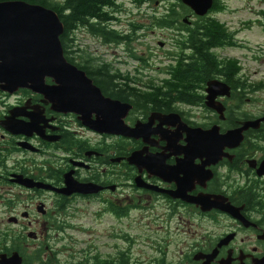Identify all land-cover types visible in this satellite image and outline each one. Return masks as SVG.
I'll return each instance as SVG.
<instances>
[{"label":"flooded vegetation","instance_id":"af4514ba","mask_svg":"<svg viewBox=\"0 0 264 264\" xmlns=\"http://www.w3.org/2000/svg\"><path fill=\"white\" fill-rule=\"evenodd\" d=\"M123 11L117 4L106 10L110 21L105 28L115 36H99L96 25L92 29L78 26L67 33L64 27L61 44L66 60L85 72L106 99L117 102L104 111L109 119L120 117L124 124L101 132L87 124L98 119L93 104L91 109L82 104L77 113L32 86L14 90L0 86V206L7 211V223L22 231L20 237H11L4 232L1 217L0 258L18 253L22 264L33 263L35 252L29 250H34L39 238L29 239L28 233L65 229L68 225L62 217L71 216L77 203H86L96 217L121 221L133 212H144L154 214L170 229L174 227V231L144 234L139 260L134 259L135 245H131L118 251L115 261L107 251L115 235L97 234L99 247L92 250L93 264H121L123 260L126 264H264V176L257 172L264 160V123L259 130L246 131L239 147L225 148L214 156L203 140L207 132L218 130L225 135L244 121L260 118L245 120L242 115L247 89L253 88L243 81L242 69L234 75L232 69L223 66L231 60L220 56L222 46L210 51L219 67L209 76L201 67L193 68L196 72L188 78L189 85L184 84V78L177 75L179 65H195L197 54L193 48L181 51L180 41H189L192 34L202 38L207 32L201 25L213 26L212 20L195 19L192 11L183 13L172 27H159L168 31L174 43L175 50L167 58L171 65L160 83H144L147 67L138 52L145 51L132 44L134 40L140 42V28L137 24H129L128 30L114 26L121 23L118 15ZM184 17L190 20L184 22ZM85 38L94 41L95 52L79 45ZM98 46L106 48L105 52L98 51ZM159 46L163 48L165 43L159 42ZM123 58L135 62L136 66L125 61L122 64L137 77L121 69L117 60ZM84 67L94 72L92 76ZM102 69L117 75L110 84L115 94L97 85H102L96 80ZM216 82L230 89V96L218 95L213 100L215 106L224 108L222 114L208 106V89ZM46 84L55 86L51 78ZM185 88L187 97L179 94ZM216 88L217 93L223 91V87ZM32 182L56 189H65L69 182L78 190L60 194L31 186ZM173 194L187 199L222 197L245 221L215 208L202 211ZM194 219L207 223L204 231L186 227L193 226ZM4 234L10 243L7 250L3 249ZM13 241H19L22 248Z\"/></svg>","mask_w":264,"mask_h":264},{"label":"rangeland","instance_id":"374dc122","mask_svg":"<svg viewBox=\"0 0 264 264\" xmlns=\"http://www.w3.org/2000/svg\"><path fill=\"white\" fill-rule=\"evenodd\" d=\"M62 1V0H58ZM166 1L163 0H119L117 5L123 8V12L118 15L120 24L115 23L117 29L129 24H137L140 28V42L134 40V46L140 45L145 51L138 52V55L145 58L142 62L146 64L142 76L146 84L160 83L166 78L167 70L170 67L168 54L174 52L173 42L169 40V33L159 28L158 21L166 11ZM226 10L209 14L214 17L232 35V41L236 46L224 48L220 56L224 59L237 61L240 63L241 77L246 85L253 89H247V97L243 103L245 112L255 117L264 115V0H224ZM196 19V18H195ZM160 43H165L161 48ZM80 46L89 52H95L96 46L91 39H81ZM106 48L99 47L98 51ZM111 54L117 55L118 53ZM115 51V50H114ZM105 52V51H104ZM145 54V55H144ZM137 56V54H135ZM121 69L126 73H131L135 77L137 73L129 71L125 64L136 66L135 62H130L128 58L117 60ZM137 77V76H136ZM263 140V137L261 138ZM261 148V143H259ZM264 148V145H262ZM52 208V203H48ZM3 209L0 219L3 217V230L8 231L11 237L21 236L22 231H16L15 227L7 223V211ZM86 203H77L69 217H62L68 225L65 229L53 231H35L39 240L34 244V253L39 247L43 250L42 257L44 264H93L92 250L96 246L97 234L102 237L104 233H113L115 238L110 241L113 246L107 251L109 256L116 261L117 252L128 249L135 245L134 259H140L142 247V237L146 233L156 231H174L168 224L156 218L154 214L144 212H133L128 219L117 220L110 216L96 217L91 212ZM80 211V212H79ZM193 226H186L191 231H204L206 222L198 219L192 220ZM9 224V225H8ZM30 233V232H29ZM26 251V249L24 248ZM40 264V263H34Z\"/></svg>","mask_w":264,"mask_h":264},{"label":"water","instance_id":"95a60500","mask_svg":"<svg viewBox=\"0 0 264 264\" xmlns=\"http://www.w3.org/2000/svg\"><path fill=\"white\" fill-rule=\"evenodd\" d=\"M181 1L197 17L207 16L214 5V0ZM183 21L188 22L189 18L186 17ZM63 33L64 25L58 14L51 9L25 1L0 2V86L5 90L32 86L34 90L38 89L37 91L48 93L55 103L65 106L68 111L77 113L80 112L82 104H88L85 108L90 109L94 106L98 109V119L89 121L87 124L101 132H108L112 126L124 124L122 118L109 119L104 112L117 102L106 99L85 72L66 60L61 44ZM47 78H51L55 86H47ZM216 85L223 87V91L215 92L219 90ZM208 91L210 93L208 106L222 114L224 108L215 106L213 100L218 95L230 96V89L216 82L210 85ZM262 123H264V117L247 120L241 123L240 128L229 131L225 135L218 134V130L207 132L203 140L208 151L214 156L225 148L239 147L244 141V133L250 129L259 130ZM124 134L131 135V133ZM257 172L259 176H264V160ZM31 186L55 190L67 195L78 190L74 184L69 182L65 189H56L49 184L36 182H32ZM172 196L200 206L202 211L215 208L242 222L245 221L238 215V211L222 197L208 195L187 199L179 194ZM42 208L44 207L39 209ZM28 237L34 240L37 238L34 232L29 233ZM0 264H22V257L15 253L8 258L4 254L0 258Z\"/></svg>","mask_w":264,"mask_h":264},{"label":"trees","instance_id":"16d2710c","mask_svg":"<svg viewBox=\"0 0 264 264\" xmlns=\"http://www.w3.org/2000/svg\"><path fill=\"white\" fill-rule=\"evenodd\" d=\"M6 1H25L27 3L31 4H37L41 5L45 8L51 9L54 12H56L62 21L66 33L68 31L73 30L74 28H77L78 26H86L89 25L90 29L94 25L97 26V33L99 36L104 37L105 39L107 37L115 36L113 31L111 33L107 32L108 30L105 28V23L110 21L109 12H106L107 9H110L114 7L118 1L117 0H62L61 2L58 0H0V2H6ZM166 1V11L165 14H163L158 21L159 27H172L173 24L177 21H179L182 17L183 13H188L191 11L189 8H187L181 0H163ZM224 0H214V6L212 9L213 13L217 12H224L226 10L225 3H223ZM264 14V13H263ZM199 19H208L212 20L213 26L208 25H201V28H204L206 30V34L199 38L196 35L192 34L189 41L187 39H184L180 41L182 44L180 46L181 51H185L186 49H194V52L197 54V59L194 64L189 65H179V72H177V75L179 77L184 78V84L189 85L188 78L192 76V74H195L196 70L193 68L201 67L204 70L205 76H209L212 74L213 70L215 68H218L219 65L215 64V60L213 58V55L210 53L211 49L216 46H222V47H233L236 46L235 42L231 41V37L227 34L226 31L223 30L222 24L215 19L214 17H204ZM96 21H100V24H95ZM215 31L216 33H214ZM116 38V37H115ZM223 66L225 68L232 69L234 75L238 71L239 67L235 63V61H225ZM208 68V69H207ZM88 71V74L92 76V71H90L89 68H83ZM228 71V70H227ZM172 73V70L168 73ZM190 74V75H189ZM201 75V72H199ZM97 81H100V84H97L99 87H102L105 91H108L110 94H115V89L110 85L114 84L117 80V75L113 74L112 72L108 71L107 69H102V71L98 74V77H96ZM165 82H169L168 80ZM188 83V84H187ZM227 83L229 81L227 80ZM188 88H185V90L180 91V95L183 97H187L188 95ZM247 93V92H246ZM121 95V94H120ZM244 102V100H243ZM243 119H251L254 116L249 115L248 113H242ZM261 137L264 138V131H262ZM262 206L264 208V202H262ZM15 243V245L19 244L20 248H22L19 241H13L12 244ZM10 243L8 242V239L6 235L4 234L3 238V249L7 250L8 245ZM43 250L37 249L35 251V256L32 259L33 263H40L44 264L43 257H42ZM127 260L121 261V264H126ZM51 264V263H49ZM55 264V263H53Z\"/></svg>","mask_w":264,"mask_h":264}]
</instances>
